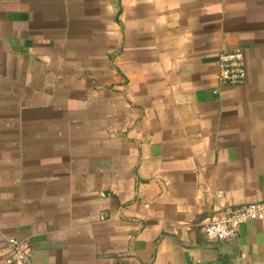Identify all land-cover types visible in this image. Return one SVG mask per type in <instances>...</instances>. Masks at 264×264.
Here are the masks:
<instances>
[{"label":"crops","instance_id":"obj_1","mask_svg":"<svg viewBox=\"0 0 264 264\" xmlns=\"http://www.w3.org/2000/svg\"><path fill=\"white\" fill-rule=\"evenodd\" d=\"M251 203L264 0H0V264L10 238L33 264H264V220L203 233Z\"/></svg>","mask_w":264,"mask_h":264},{"label":"built area","instance_id":"obj_2","mask_svg":"<svg viewBox=\"0 0 264 264\" xmlns=\"http://www.w3.org/2000/svg\"><path fill=\"white\" fill-rule=\"evenodd\" d=\"M246 75L245 57L242 49L235 47L220 53L215 74V81L219 86H241L246 81ZM262 220H264L263 203L231 207L205 224L203 233L208 242L221 243L237 236L241 225ZM8 244L11 254L5 260V264H33L32 248L29 242L10 238Z\"/></svg>","mask_w":264,"mask_h":264}]
</instances>
